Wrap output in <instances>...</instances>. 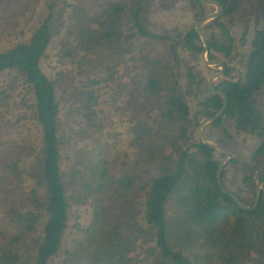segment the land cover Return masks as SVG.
Listing matches in <instances>:
<instances>
[{
    "label": "trees",
    "instance_id": "1",
    "mask_svg": "<svg viewBox=\"0 0 264 264\" xmlns=\"http://www.w3.org/2000/svg\"><path fill=\"white\" fill-rule=\"evenodd\" d=\"M239 1L264 20V0ZM150 2L0 0V44H10L0 48V264H264V185L257 206L240 209L216 179L222 154L196 135L223 99L207 88L192 108L194 65L181 82V51L203 49L195 25L152 30ZM41 3L45 18L20 40ZM187 4L199 23L206 6ZM255 34L264 53V29ZM214 42L208 59L223 46ZM214 88L227 106L210 125L230 122L250 147L230 162L252 194L227 187V163L222 182L252 206L264 68Z\"/></svg>",
    "mask_w": 264,
    "mask_h": 264
},
{
    "label": "rangeland",
    "instance_id": "2",
    "mask_svg": "<svg viewBox=\"0 0 264 264\" xmlns=\"http://www.w3.org/2000/svg\"><path fill=\"white\" fill-rule=\"evenodd\" d=\"M187 1L188 0H151L147 8L149 27L158 33L173 35V33H177V30H179V32H185L189 30L190 27L196 26L198 22L195 23L196 18L192 10L188 7ZM247 4L245 3V6H243L241 10H237L228 16H220L218 21H210L204 26L208 38L210 34H214L219 44L224 46L229 44L232 48L229 58L227 59L223 54H217L215 50L209 52L212 56L219 55L224 58V60L219 61L224 62L225 66H229L228 71L225 70L223 76L214 82V86H220L221 81H237L243 74L251 76L259 75L264 68V53L261 54L257 52L258 49L255 50L251 44L256 31L264 29V20L256 5H252L250 10H248L249 5ZM214 8V6H206L205 10L207 14H210L215 11ZM45 16V3H41L32 9L27 19L23 18L20 22L21 30L24 33L22 36H19L20 40L23 39L24 35L27 36L32 27L38 25ZM220 25L222 26L220 27ZM226 32H228L229 35H227ZM3 41H6V44L3 45L2 42L0 48L1 46H10L6 38H4ZM52 53L53 51L51 55ZM208 56L209 55H207V58H209ZM211 59L214 60V57ZM181 60L180 72L183 85H186L188 67L194 65V73H197L198 76L197 81H199V83L187 88L189 94H193L194 91H197V96H192L190 98V104L192 108L195 109L197 108V101L203 99L207 94L208 79L219 71V67H207L201 62L199 55H191V53L187 51H181ZM54 61L55 57L51 58V56L48 60H45V66L51 73V64H53ZM203 132L208 138L216 140L230 154V160L227 162L225 176L223 178L227 187L237 192L244 199H248L252 194L253 188L247 187L244 184L245 182L242 181L238 166L230 161L232 156L246 159L249 156L248 151L250 147L245 144L242 139L234 137L235 131L230 122H225L221 128L207 124L203 127ZM196 135H198L197 127ZM222 156H220V158H222ZM263 177L264 164L254 174L255 186L261 182L260 178Z\"/></svg>",
    "mask_w": 264,
    "mask_h": 264
},
{
    "label": "water",
    "instance_id": "3",
    "mask_svg": "<svg viewBox=\"0 0 264 264\" xmlns=\"http://www.w3.org/2000/svg\"><path fill=\"white\" fill-rule=\"evenodd\" d=\"M198 1L204 6H214L215 7V11L213 13L205 15L203 17V19L195 26V31L197 32V34L201 40L202 46H203L202 51L199 53V57H200L201 62L204 65H206L207 67H211V68H213L215 66L219 67V71L217 73L213 74L208 79V88L214 94H218L219 96H221L223 99V103H222V106L218 110L217 113H215L213 116H211L209 118H203L199 121V123L197 125V134H198L200 141L204 145H206L209 148L214 149V150L223 154L222 158H220V160H219V164H218V168H217V172H216V179H217V182H218V185H219L221 191L224 194L230 196L240 209L245 210V211H251L258 204L260 191L264 185V179L260 183H258L255 187V190H254L255 195H254L253 205L247 206L244 203H242L239 200V198L236 196V194L232 193L231 191H229L227 188L224 187V184L222 182L221 173H222V170H223L225 164L230 160L229 152L225 148H223L216 140L208 138L207 136H205L204 132H203V127L207 124L214 122L218 118H220L222 116V114L224 113L225 108L227 106L226 94L224 92L216 90L214 88V82L216 80H218L223 75V72L225 71L226 67H225L224 63L219 61V60H215V59L210 60L207 58L208 39H207V35H206L205 29H204L205 24L216 19L219 16L220 11L222 10V7H221L220 3L216 0H198Z\"/></svg>",
    "mask_w": 264,
    "mask_h": 264
},
{
    "label": "flooded vegetation",
    "instance_id": "4",
    "mask_svg": "<svg viewBox=\"0 0 264 264\" xmlns=\"http://www.w3.org/2000/svg\"><path fill=\"white\" fill-rule=\"evenodd\" d=\"M245 3L246 2H240L239 0H226V2L224 3V4H221L220 3V5H221V7H222V10L220 11V14H219V16L218 17H220V16H228L229 14H231V13H233V12H236L237 10H241V8L243 7V6H245ZM250 3V2H249ZM247 4V5H249V9L248 10H250V8L252 7V5L251 4ZM214 10H215V8H214ZM227 11V12H226ZM225 13H227V14H225ZM219 19V18H218ZM218 19H216L215 21H218ZM222 25H220V27H221ZM205 29V28H204ZM205 32H206V30H205ZM226 34L227 35H229L228 34V32H226ZM206 35H207V33H206ZM210 37L208 38V36H207V39H208V41H211L212 43H215L214 42V40H215V36H214V34H210L209 35ZM214 36V37H213ZM256 34H254V39H253V42H251V44H252V47L255 49V50H257V48H256ZM231 45L229 46V44L227 45V46H222L221 48H218V47H211L210 48V51L209 52H212V51H216V53L217 54H223V56L224 57H226V59L227 58H229V54L231 53ZM257 52H260L259 50H257ZM262 54V53H261ZM214 59L215 60H224V58H222V57H220L219 55L218 56H214ZM225 59V60H226ZM212 60V59H211ZM224 63V62H223ZM224 65H225V63H224ZM225 67H227V69H229V66L228 65H226ZM227 69L225 68V70L227 71ZM225 72V71H224ZM223 76V75H222ZM221 76V77H222ZM220 77V78H221ZM219 78V79H220Z\"/></svg>",
    "mask_w": 264,
    "mask_h": 264
}]
</instances>
